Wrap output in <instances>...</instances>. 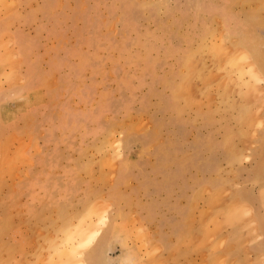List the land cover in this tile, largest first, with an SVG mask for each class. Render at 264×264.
Returning <instances> with one entry per match:
<instances>
[{"label": "rangeland", "instance_id": "374dc122", "mask_svg": "<svg viewBox=\"0 0 264 264\" xmlns=\"http://www.w3.org/2000/svg\"><path fill=\"white\" fill-rule=\"evenodd\" d=\"M0 264H264V0H0Z\"/></svg>", "mask_w": 264, "mask_h": 264}, {"label": "bare ground", "instance_id": "6f19581e", "mask_svg": "<svg viewBox=\"0 0 264 264\" xmlns=\"http://www.w3.org/2000/svg\"><path fill=\"white\" fill-rule=\"evenodd\" d=\"M88 224H89V223H87V225H86L87 228H88ZM90 225H92V224L90 223ZM86 226L83 224V226L80 228V230H77V231L74 232V235L79 239L80 243L83 241V239H84L83 236H84V235H86V240H88L87 243H89L90 240L94 239L93 237H94V235H95V234H94L95 232L90 231L92 228H91L90 230L87 231V228H85ZM88 229H89V228H88ZM92 230H93V229H92ZM84 237H85V236H84ZM72 238H73V237H72ZM70 240H72V239H70ZM81 240H82V241H81ZM72 242H73V241H72ZM74 242H75V245H76V242H77V241H74ZM75 245H74V246H75ZM71 246H72V244H71ZM71 246H70V247H71ZM68 255H69V254H68Z\"/></svg>", "mask_w": 264, "mask_h": 264}]
</instances>
